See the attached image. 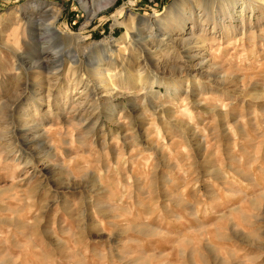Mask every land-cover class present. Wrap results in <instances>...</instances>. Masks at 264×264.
Masks as SVG:
<instances>
[{"label":"rangeland","instance_id":"obj_1","mask_svg":"<svg viewBox=\"0 0 264 264\" xmlns=\"http://www.w3.org/2000/svg\"><path fill=\"white\" fill-rule=\"evenodd\" d=\"M90 2L98 7L99 0ZM90 18L80 0H0V24L18 25L17 39L22 28L29 32L26 63L41 104L47 80L65 95L79 90L94 97L97 131H118V116L136 117L144 171L136 174L129 163L116 175L102 162L94 180L137 228L151 217L157 238L144 244L145 264H264V0H116ZM128 30L130 48L121 41ZM193 47L203 52L191 56ZM120 49L113 66L111 55ZM97 68L117 88L113 96L100 87ZM139 78L156 83L147 99L135 86ZM159 104L168 123L153 150L141 117ZM157 127L165 128L159 120ZM117 165L113 155L111 166ZM0 188L7 198L0 204V258L35 264L26 251L35 244L34 218L48 244L47 227L53 218L58 227L70 219L65 209L74 193L48 183L34 208L13 204V189ZM103 240L92 236L93 245Z\"/></svg>","mask_w":264,"mask_h":264},{"label":"clouds","instance_id":"obj_2","mask_svg":"<svg viewBox=\"0 0 264 264\" xmlns=\"http://www.w3.org/2000/svg\"><path fill=\"white\" fill-rule=\"evenodd\" d=\"M17 26L0 24V185L13 189V204L34 208L41 207L37 194L46 190L48 183L74 193L65 209L70 219L58 227L53 218L47 227L48 244L40 233L42 221L34 218L35 244L26 251L35 264H145L144 244L157 238L148 224L151 217L137 228L112 206L110 197L105 198L106 185L94 180L102 171V162L116 175L129 163L136 174L144 171L136 117L121 120L118 116V131H97L101 125L94 97L79 90L65 95L62 87L53 88L47 80L40 85L46 99L41 104L31 89L34 69L26 63L32 41L24 28L17 39ZM201 52L202 48L193 47L190 55ZM163 110V104L152 111L143 109L141 119L147 125L153 150L161 147L155 138L166 131ZM158 120L165 126L163 130L157 127ZM113 155L117 166H111ZM46 173H50L47 181ZM0 204H7V198H0ZM93 234L104 238L102 245H93Z\"/></svg>","mask_w":264,"mask_h":264},{"label":"bare ground","instance_id":"obj_3","mask_svg":"<svg viewBox=\"0 0 264 264\" xmlns=\"http://www.w3.org/2000/svg\"><path fill=\"white\" fill-rule=\"evenodd\" d=\"M91 1V0H90ZM89 0H80V2L82 3L83 7L85 9H87L89 11V14H90V17L93 19L95 18L100 12H103L109 8H111L115 3H116V0H99V4H98V7H94L92 8L91 5H90V2ZM58 14V13H57ZM59 18V15H56L54 17V20L53 22H51L49 25H48V28H49V31H51L52 33H57L56 31V23H57V20ZM90 18V19H91ZM53 19V18H52ZM175 20V19H174ZM47 28V27H46ZM48 30V29H47ZM130 30V29H129ZM127 32V34L123 37V39L121 41H123L126 45L127 48H130L131 47V44L132 43V36L131 33ZM200 38V37H199ZM192 39V38H191ZM189 40V39H188ZM190 41V40H189ZM195 42V40H193ZM199 42H201V40H198ZM174 44L176 43V41H172ZM178 42V41H177ZM182 43L186 44V40H183L181 41ZM192 42V40H191ZM190 42V43H191ZM148 43V42H147ZM189 43V42H188ZM200 44V43H199ZM202 44V43H201ZM189 45V44H188ZM191 45V44H190ZM182 46V45H181ZM185 46V45H184ZM194 46V45H193ZM196 46V45H195ZM197 46H200V45H197ZM189 47V46H188ZM183 48V47H182ZM187 48V46H186ZM185 49V48H184ZM123 50L124 49H120L119 52H118V55H115V53L113 52L112 55H111V58H112V65L115 64V62L117 60H119L120 58H122V54L123 53ZM146 50V49H144ZM187 51V50H186ZM146 52V51H145ZM183 52V51H182ZM111 61V60H110ZM40 62V61H39ZM38 62V63H39ZM114 66V65H113ZM113 68V67H112ZM95 74L97 75V77H99V84H100V87L103 88V89H106L107 90V93H110L112 94L113 96V93L117 92V88L114 86V84H111L109 83V81H106V80H109L108 77H107V71L106 70H103L101 68H97L95 69ZM102 78V79H101ZM104 78V79H103ZM142 78V77H141ZM141 78L138 79V81L136 82L135 86L138 87V88H141V92L139 94H143L145 95V99H147L149 96L148 94H151L153 93V90H154V85L156 83H152L150 85V82L148 83L147 81H143ZM174 91H176V89H172L169 91V94L171 95V97H173L174 95ZM106 93V92H105ZM205 108V107H204Z\"/></svg>","mask_w":264,"mask_h":264}]
</instances>
